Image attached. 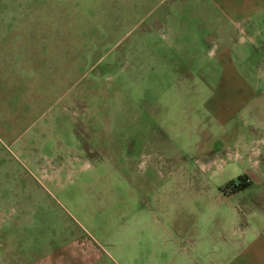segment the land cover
<instances>
[{"label": "rangeland", "instance_id": "374dc122", "mask_svg": "<svg viewBox=\"0 0 264 264\" xmlns=\"http://www.w3.org/2000/svg\"><path fill=\"white\" fill-rule=\"evenodd\" d=\"M244 2L0 0V264H264Z\"/></svg>", "mask_w": 264, "mask_h": 264}, {"label": "crops", "instance_id": "0c3cea01", "mask_svg": "<svg viewBox=\"0 0 264 264\" xmlns=\"http://www.w3.org/2000/svg\"><path fill=\"white\" fill-rule=\"evenodd\" d=\"M240 1L243 3L244 8L248 7L247 4L244 2V0H240ZM245 1L249 2V8L237 12L236 19L239 20L240 26L245 27L248 30L256 29L258 28L259 21L258 22L256 20L254 21V17L258 18L262 16V12H263L262 7H264V0H245ZM208 40L214 41L215 39L209 36ZM223 112L224 113H222L221 116L224 117V119H226L225 114L227 113V111L225 112L223 110Z\"/></svg>", "mask_w": 264, "mask_h": 264}, {"label": "flooded vegetation", "instance_id": "af4514ba", "mask_svg": "<svg viewBox=\"0 0 264 264\" xmlns=\"http://www.w3.org/2000/svg\"><path fill=\"white\" fill-rule=\"evenodd\" d=\"M239 177H242L241 179H238L237 181L235 180V183L231 184L230 182L227 183V187L231 188L234 192H239L242 190L244 187H246L248 184L251 183V179L247 177L246 175H241ZM238 177V178H239Z\"/></svg>", "mask_w": 264, "mask_h": 264}, {"label": "trees", "instance_id": "16d2710c", "mask_svg": "<svg viewBox=\"0 0 264 264\" xmlns=\"http://www.w3.org/2000/svg\"><path fill=\"white\" fill-rule=\"evenodd\" d=\"M241 178H242V177H239L238 179H241ZM230 183H231V184L235 183V180H232Z\"/></svg>", "mask_w": 264, "mask_h": 264}]
</instances>
